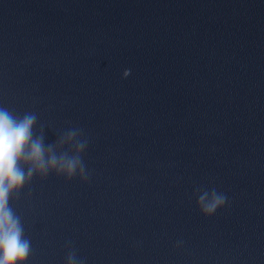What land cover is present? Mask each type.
<instances>
[{
    "label": "water",
    "instance_id": "water-1",
    "mask_svg": "<svg viewBox=\"0 0 264 264\" xmlns=\"http://www.w3.org/2000/svg\"><path fill=\"white\" fill-rule=\"evenodd\" d=\"M0 106L84 168L11 195L27 264H264V0H0Z\"/></svg>",
    "mask_w": 264,
    "mask_h": 264
},
{
    "label": "clouds",
    "instance_id": "clouds-1",
    "mask_svg": "<svg viewBox=\"0 0 264 264\" xmlns=\"http://www.w3.org/2000/svg\"><path fill=\"white\" fill-rule=\"evenodd\" d=\"M36 122L34 113L18 117L0 106V264H27L31 252V241L25 237L20 217L11 207V195L20 191L34 175L47 176L55 172L72 179L79 166L80 175L84 177V168L78 158L49 155L52 149L46 150L42 138L34 136ZM75 135L71 132L66 139L70 141ZM65 142L62 138L60 143ZM84 148L85 143L77 146L78 151ZM225 201L223 194L212 190L200 195L196 203L201 214L211 216ZM68 264H76L74 256L69 255Z\"/></svg>",
    "mask_w": 264,
    "mask_h": 264
}]
</instances>
